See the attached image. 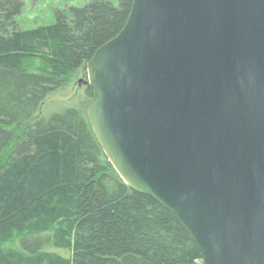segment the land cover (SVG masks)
Segmentation results:
<instances>
[{
    "label": "water",
    "instance_id": "95a60500",
    "mask_svg": "<svg viewBox=\"0 0 264 264\" xmlns=\"http://www.w3.org/2000/svg\"><path fill=\"white\" fill-rule=\"evenodd\" d=\"M90 128L201 264H264V0H132L84 66Z\"/></svg>",
    "mask_w": 264,
    "mask_h": 264
},
{
    "label": "trees",
    "instance_id": "16d2710c",
    "mask_svg": "<svg viewBox=\"0 0 264 264\" xmlns=\"http://www.w3.org/2000/svg\"><path fill=\"white\" fill-rule=\"evenodd\" d=\"M116 2L91 0L57 11L50 26L22 30V1L0 0V264L59 263L47 251L59 245L66 264H201L172 213L119 177L86 115L66 109L34 119L47 95L122 29L132 0ZM34 58L42 65L28 64Z\"/></svg>",
    "mask_w": 264,
    "mask_h": 264
},
{
    "label": "rangeland",
    "instance_id": "374dc122",
    "mask_svg": "<svg viewBox=\"0 0 264 264\" xmlns=\"http://www.w3.org/2000/svg\"><path fill=\"white\" fill-rule=\"evenodd\" d=\"M23 7L20 15L17 17V23L22 30H34L38 27H47L54 23L56 12L67 9L71 6H80L91 0H21ZM117 4L116 0H113ZM28 64L39 67L42 62L39 58H34ZM86 74L84 66L71 73L64 86L51 92L44 99L36 112L34 119H47L54 113L64 112L66 109H76L86 115V106L90 99L86 94V85L80 80L85 79ZM55 227V226H54ZM10 243H7L8 246ZM48 253L53 254L56 259L60 258L59 263L66 264L68 252L64 247H49ZM50 259H46L44 264H52ZM56 262V261H55ZM16 264V262H13Z\"/></svg>",
    "mask_w": 264,
    "mask_h": 264
},
{
    "label": "flooded vegetation",
    "instance_id": "af4514ba",
    "mask_svg": "<svg viewBox=\"0 0 264 264\" xmlns=\"http://www.w3.org/2000/svg\"><path fill=\"white\" fill-rule=\"evenodd\" d=\"M83 76H86L85 74H83ZM84 81H85V79H83V80H80L79 82H82L83 84H85L84 83ZM87 87V86H86Z\"/></svg>",
    "mask_w": 264,
    "mask_h": 264
}]
</instances>
